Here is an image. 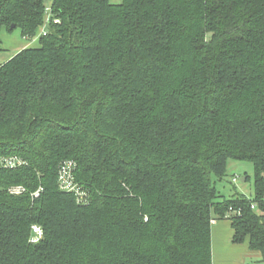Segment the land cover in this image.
Listing matches in <instances>:
<instances>
[{
	"label": "trees",
	"instance_id": "trees-1",
	"mask_svg": "<svg viewBox=\"0 0 264 264\" xmlns=\"http://www.w3.org/2000/svg\"><path fill=\"white\" fill-rule=\"evenodd\" d=\"M48 1L0 0V33ZM51 2L0 62V158L25 161L0 166V264H213L220 219L264 264V0ZM229 160L253 198L218 190Z\"/></svg>",
	"mask_w": 264,
	"mask_h": 264
},
{
	"label": "rangeland",
	"instance_id": "rangeland-1",
	"mask_svg": "<svg viewBox=\"0 0 264 264\" xmlns=\"http://www.w3.org/2000/svg\"><path fill=\"white\" fill-rule=\"evenodd\" d=\"M122 0H112L120 3ZM2 40L3 52L0 53V62L8 60L11 56L19 52L22 48L27 47L29 40L22 36L21 30L16 28L8 31L5 28L0 33ZM34 42L31 45H37ZM30 45V46H31ZM254 165L250 161L229 160L226 176L217 182L218 190L226 198H231L236 193H241L249 198L254 196ZM243 178H246L243 180Z\"/></svg>",
	"mask_w": 264,
	"mask_h": 264
},
{
	"label": "built area",
	"instance_id": "built-area-1",
	"mask_svg": "<svg viewBox=\"0 0 264 264\" xmlns=\"http://www.w3.org/2000/svg\"><path fill=\"white\" fill-rule=\"evenodd\" d=\"M45 13H46L45 23L40 27L38 34L33 38L25 37V39L30 41L29 45H31L35 41L37 42L41 37V35H45L47 32V27L51 22V16H52L51 0H49L46 4ZM54 21L59 22L58 19H55ZM23 164H25V161L15 156L0 158V166L2 167L16 168ZM74 171H75V163L73 161H64L61 163L59 168V176H58L59 187L63 191L75 194L78 202L86 201V193L75 182ZM10 192L13 194H21L25 192V188L23 186H13L12 188H10ZM34 195L38 196L39 191H37ZM33 232L34 234L32 241L37 242L43 236V230L40 226L35 225L33 226Z\"/></svg>",
	"mask_w": 264,
	"mask_h": 264
},
{
	"label": "crops",
	"instance_id": "crops-1",
	"mask_svg": "<svg viewBox=\"0 0 264 264\" xmlns=\"http://www.w3.org/2000/svg\"><path fill=\"white\" fill-rule=\"evenodd\" d=\"M213 264H263L258 252L249 249L248 242H233L229 219L215 220L212 226Z\"/></svg>",
	"mask_w": 264,
	"mask_h": 264
},
{
	"label": "water",
	"instance_id": "water-1",
	"mask_svg": "<svg viewBox=\"0 0 264 264\" xmlns=\"http://www.w3.org/2000/svg\"><path fill=\"white\" fill-rule=\"evenodd\" d=\"M11 27H12V28H14V27H15V25H12ZM245 179H246V178H243V180H245Z\"/></svg>",
	"mask_w": 264,
	"mask_h": 264
}]
</instances>
